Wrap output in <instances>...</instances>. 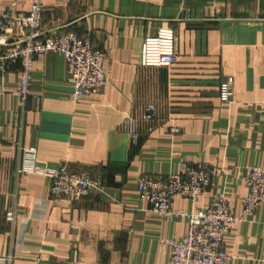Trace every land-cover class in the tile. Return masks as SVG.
I'll return each mask as SVG.
<instances>
[{
  "label": "crops",
  "instance_id": "crops-1",
  "mask_svg": "<svg viewBox=\"0 0 264 264\" xmlns=\"http://www.w3.org/2000/svg\"><path fill=\"white\" fill-rule=\"evenodd\" d=\"M31 2L0 0V9L27 12ZM44 27L105 49L108 84L74 100L66 57L41 54L22 109L21 65L0 73V264H172L169 240L189 219L151 211L138 191L143 174L209 165L199 208L225 196L243 213L248 167L264 168V0H45ZM168 27L178 63L141 66L145 38ZM226 81L234 94L222 101ZM150 104L158 120L137 122L136 137L125 124ZM31 148L42 165L88 172L104 191L53 197L50 177L23 171ZM174 205L190 211L191 200ZM225 244L226 264H264V205Z\"/></svg>",
  "mask_w": 264,
  "mask_h": 264
},
{
  "label": "built area",
  "instance_id": "built-area-1",
  "mask_svg": "<svg viewBox=\"0 0 264 264\" xmlns=\"http://www.w3.org/2000/svg\"><path fill=\"white\" fill-rule=\"evenodd\" d=\"M45 0H32L27 12L0 9V73L6 74L20 64V80L16 90L22 109L30 96L35 59L50 52L60 53L67 59L68 79L73 86V99L102 91L108 84L106 73L107 51L84 38L77 30L58 32L44 27ZM179 61L174 29L161 28L157 35L145 38L140 65L143 67H173ZM231 81L220 85V98L233 97ZM158 120V108L150 104L140 119L130 117L125 127L137 137V122ZM169 132L179 133L172 127ZM27 173H38L52 179V195L78 201L94 192L104 191L103 183L88 172H77L67 164L45 165L38 161L34 148L27 151ZM214 170L209 165L189 167L178 174H143L138 180V191L151 211L163 217L187 216L189 229L180 239H171L172 264H226L232 255L227 251L225 239L240 220L255 214L264 205V168L248 167L243 213L235 215L227 197H216L209 209L199 208L201 198L213 182ZM191 200L190 211L176 209L174 200ZM12 215V212L9 213Z\"/></svg>",
  "mask_w": 264,
  "mask_h": 264
}]
</instances>
